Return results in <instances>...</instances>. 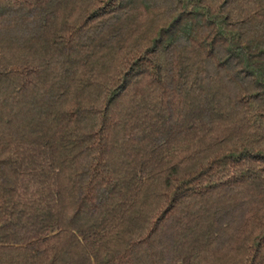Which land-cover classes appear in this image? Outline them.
<instances>
[{
	"label": "trees",
	"instance_id": "1",
	"mask_svg": "<svg viewBox=\"0 0 264 264\" xmlns=\"http://www.w3.org/2000/svg\"><path fill=\"white\" fill-rule=\"evenodd\" d=\"M0 264H264V0H0Z\"/></svg>",
	"mask_w": 264,
	"mask_h": 264
}]
</instances>
